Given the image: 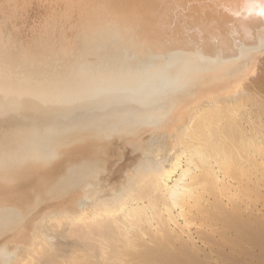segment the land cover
Masks as SVG:
<instances>
[{"label": "bare ground", "instance_id": "6f19581e", "mask_svg": "<svg viewBox=\"0 0 264 264\" xmlns=\"http://www.w3.org/2000/svg\"><path fill=\"white\" fill-rule=\"evenodd\" d=\"M262 169L264 0H0V260L103 201L75 264H264Z\"/></svg>", "mask_w": 264, "mask_h": 264}, {"label": "rangeland", "instance_id": "374dc122", "mask_svg": "<svg viewBox=\"0 0 264 264\" xmlns=\"http://www.w3.org/2000/svg\"><path fill=\"white\" fill-rule=\"evenodd\" d=\"M178 148H179V146H178ZM177 149V148H176ZM178 151H182L181 150V148H179V149H177V150H174V152H172V158H174L175 157V155L178 153ZM139 153V152H138ZM190 154V152L189 151H187V154ZM183 153H181V158L182 159H180V162H179V165L182 163V165L184 164L185 165V158H186V154L185 155H182ZM174 155V156H173ZM185 157V158H184ZM182 161V162H181ZM235 165V164H234ZM236 165H238L239 167L241 166V164H236ZM235 165V166H236ZM235 166H233V165H231L230 167L231 168H235L236 170L235 171H238V168H236ZM237 166V167H238ZM216 167V171L217 172H219V175H221V176H226V177H228L229 179H231L234 183H233V185H235V187L236 186H238L239 185V183L241 182V181H239L238 180V178L239 177H241L240 179H242V177H245V176H243L244 175V173H245V175H246V171L247 172H249V175L247 174V176H249V178H250V183H251V177H250V171H248V170H243V168L244 167H246V166H244V164L241 166V168H242V170H243V174L241 173V170L239 169V171L237 172V173H239V177H238V175H237V177L238 178H236V174L234 173H232V172H234V170L232 171V170H230V171H232L231 173V175H230V172H228V170L229 169H231L230 167H222V166H215ZM221 167V168H220ZM250 167H252V166H250ZM249 167V165H247V169H249V170H251L252 168H250ZM229 168V169H228ZM222 169H223V171H222ZM246 169V168H245ZM221 170V171H220ZM264 169H262V171H263ZM252 171H253V169H252ZM222 172V173H221ZM229 173V174H228ZM241 173V174H240ZM263 173H264V171H263ZM186 174H188L189 176H190V174L191 173H188V172H186ZM226 174H228V176L226 175ZM188 175H184V180H182V183L183 182H185V180L186 179H188ZM233 175V176H232ZM134 178H139V177H142V176H139V175H137L136 176V174L134 173V175H132ZM132 176H130V177H132ZM136 176V177H135ZM231 176V177H230ZM132 177V178H133ZM185 177H186V179H185ZM236 179H235V178ZM133 178V179H134ZM245 178H243V180H244ZM248 179V178H247ZM247 179H245L244 181L245 182H247ZM130 181V180H129ZM209 180H207L206 182L204 181V183L205 184H207V182H208ZM248 181H249V179H248ZM238 182V183H237ZM201 184V186H198V187H200V188H202L205 184ZM199 184V185H200ZM209 184V183H208ZM252 184V183H251ZM82 185V184H81ZM233 185H230V186H228L229 187V189L228 188H225V189H227V191H225V193H224V189H222V191H223V194H224V196L225 195H230V194H232V195H237L238 193H239V191H241V189L239 188V190L237 191V189H235L234 188V186ZM207 186H209V185H205V187H204V189L202 188V189H198V188H196V187H194V189L189 193V198L190 197H192L194 194V192L196 191V193L198 192V191H204L205 193H208V192H206V190H208L206 187ZM262 187V186H261ZM237 188V187H236ZM252 188H250L249 189V191L251 190ZM228 190H229V194H228ZM209 191V190H208ZM238 193H237V192ZM248 191V192H249ZM193 192V193H192ZM237 194H236V193ZM244 194H242V193ZM240 193L243 195L242 197L245 199V201L246 202H249V203H251V201H252V198H253V200L255 199L256 200V196L254 195V194H256V192H254V191H252L254 194H252L251 193V199H250V192L248 193V192H244V191H241ZM247 193H248V196H247ZM240 194V195H241ZM191 195V196H190ZM187 198H188V196H187ZM251 200V201H250ZM111 201H113V202H116V200H115V198L114 197H112V199H111ZM173 202H175V201H173ZM172 201H169V203H170V205H172L173 204V207L175 206L174 204H177V205H179V206H181L180 204H178L179 203V201H178V203H173ZM181 202V201H180ZM100 205V207H99V209L101 210L100 211V213H102L103 215H108L109 213L110 214H122V213H124V211L126 212L127 210L129 211V209L127 208L128 207V205L127 206H125V205H123V208L122 207H120V208H115L114 210H106V207L107 206H105L106 204H104V202L103 201H101V204H99ZM86 206V208L88 209H86V210H84V212L83 211H81L80 213L81 214H77V213H67V214H62V213H58V212H52V213H49V214H44V215H42V216H40L39 218H37L35 221H34V223H33V225L31 226V228H30V230H29V232H28V236H27V239L25 240V242L23 243V244H20V245H16L15 244V246H14V248H12V250L10 251V253H9V255L7 256V259H5V260H0V264H40L41 263V261L45 264V262L46 263H48V261H49V263H53L51 260L52 259H46L48 256H47V254L49 255V257H55L56 258V256H54L57 252V258L60 256V254L59 253H61V256L59 257V259L62 257V259H57V260H59L61 263H63V264H75V263H77L78 262V260L81 258L80 257V254H78L77 252H79V250H81V245H82V242L84 243V244H86V245H88L90 242H91V240L89 239V240H87L86 241V239L85 238H89L87 235H86V233L88 234L89 232H87L88 230H89V228L90 227H92V228H94L97 224H98V222L100 223V221L102 220V214H100V215H95V214H91V213H93V210L91 209L92 208V205L91 204H86L85 205ZM105 206V207H104ZM149 206V205H148ZM176 207V206H175ZM178 207V206H177ZM102 208V209H101ZM105 209V210H104ZM150 207L148 208L147 207V211L148 212H151L150 210ZM102 210H104L103 212H102ZM117 212H116V211ZM106 211V212H105ZM116 213H115V212ZM112 212V213H111ZM122 212V213H121ZM133 213V212H132ZM135 213V212H134ZM90 214V215H89ZM92 215V216H91ZM188 216V215H187ZM94 217H96V219L94 218ZM104 217V216H103ZM180 216H178V221L180 222V223H182V225H184L185 226V224L184 223H186L187 224V221H188V219L190 218V217H186L185 215H184V217H186V219L183 217V219L181 218H179ZM92 218V219H91ZM98 218V219H97ZM78 220V221H77ZM85 220L87 221V222H85ZM47 221V222H46ZM96 221V222H95ZM190 222H191V220H189L188 221V224L186 225V227H189V230L191 229L192 231H194L195 229H196V227L194 226V224L191 222V224H190ZM199 222V221H198ZM44 223H46V224H44ZM66 223V224H65ZM69 223V224H68ZM73 223V224H72ZM79 223V224H78ZM89 223V224H88ZM93 223H94V225H93ZM97 223V224H96ZM83 224V225H82ZM68 225H71V226H69L68 227ZM82 225V226H81ZM189 225V226H188ZM192 225V226H191ZM83 227L84 226V228H83V230H82V228L81 227ZM88 226V227H87ZM66 227V228H65ZM49 228V229H48ZM62 228H63V230L64 231H60L59 229H61L62 230ZM86 228V229H85ZM67 229V230H66ZM70 229V230H69ZM76 229V230H75ZM79 229V230H78ZM82 231V232H81ZM91 231H93V230H91ZM3 234L5 233V236H9V233H7L6 232V230L5 229H3L2 231H1ZM44 232V233H43ZM55 232V233H54ZM62 232H64V234L62 233ZM67 232V233H66ZM85 232V233H84ZM79 233V234H78ZM60 234V235H59ZM68 235L66 238L65 237H62L63 235ZM69 235H70V237H69ZM52 236H54V237H52ZM59 236H60V238H59ZM77 236V237H76ZM81 236V237H80ZM62 237V238H61ZM84 237V238H83ZM57 238H59V239H57ZM69 238H72V239H69ZM61 239L63 240V241H65V243H63L62 241H61ZM75 240V241H74ZM83 240V241H82ZM57 241H60V242H58L57 243ZM76 241H78V242H76ZM62 242V243H61ZM74 242H76V243H74ZM55 243V244H54ZM61 243V244H60ZM79 243V244H78ZM81 243V244H80ZM198 243L199 244H201V241H199V239H198ZM75 244L77 245V247L75 246ZM83 244V246L85 247L86 245H84ZM55 245V246H54ZM61 245V246H60ZM54 246V247H53ZM53 247V248H52ZM74 247H76V249L74 248ZM38 248V249H37ZM55 248V249H54ZM57 248V249H56ZM59 248V249H58ZM83 248V247H82ZM45 249V250H44ZM48 249V250H47ZM50 249V250H49ZM54 249V250H53ZM70 249H72V250H70ZM33 250V251H32ZM47 250V251H46ZM73 250H75L74 252H73ZM77 250V251H76ZM38 251V252H37ZM48 251H50V253H52L51 255L52 256H50V254H49V252ZM53 251H57V252H53ZM82 251H84V250H82ZM43 252V253H42ZM47 252V253H46ZM69 252V253H68ZM72 254H71V253ZM45 253V254H44ZM76 254L77 253V255H76V257H77V261L76 260H74L73 259V257L74 258H76L75 256H73V254ZM81 253V252H80ZM54 254V255H53ZM59 254V255H58ZM68 254V255H67ZM71 254V255H70ZM43 255V256H42ZM47 257H46V256ZM70 255V256H69ZM68 256V257H67ZM79 256V257H78ZM42 257H44L45 258V262L43 261V260H41V259H43ZM64 257V258H63ZM71 257H72V259H71ZM69 258V259H68ZM39 260H41V261H39ZM69 260H70V263H69ZM39 261V262H38ZM72 261H76V262H74V263H72ZM43 263H41V264H43ZM48 263V264H49Z\"/></svg>", "mask_w": 264, "mask_h": 264}]
</instances>
